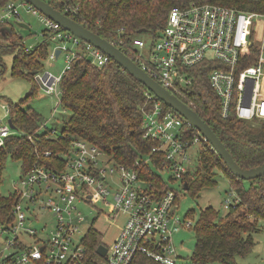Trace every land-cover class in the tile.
Wrapping results in <instances>:
<instances>
[{
  "label": "built area",
  "instance_id": "built-area-1",
  "mask_svg": "<svg viewBox=\"0 0 264 264\" xmlns=\"http://www.w3.org/2000/svg\"><path fill=\"white\" fill-rule=\"evenodd\" d=\"M20 6L40 15L47 26L44 30L50 37L59 39L48 59L57 58L55 49L60 48V54L66 57L64 68L59 74L51 70L37 73L35 79L47 93L57 95L56 106L61 105L60 81L79 54L77 50L81 45L98 67L109 64L112 57L24 0L6 2L0 8V21L7 27L20 22ZM259 22L263 26L261 32ZM252 35L260 47L259 58L256 63L241 68V58L252 44ZM69 43L74 46L69 47ZM124 45L134 52L149 74L175 94L184 93L194 84L192 69L195 66L204 61L214 63L208 77L220 98L222 116H228L235 98L238 118H264V12L193 1L187 6L171 8L153 46L144 37H135ZM147 95L149 105L143 112V135L158 142L154 147L157 157L149 156L148 160L153 165L161 164L162 171H169L170 179L179 183V189L169 185L170 188L161 191L153 181L142 177L135 165L117 164L98 145L83 138H72L67 153L58 159L61 165H47L38 160L15 181L18 201L12 208L14 218L0 224V236L5 235L0 245V264H83L85 236L80 234L85 215L79 203L97 201L110 206L111 218L124 215L123 226L108 247L107 264H134L140 254L158 264H177L179 254L173 234L181 227L191 228L194 222L190 218L181 220L174 208L178 192L186 184L185 172L192 168V148L206 138L190 136L185 117L168 108L150 91ZM2 107L6 116H10V105L3 103ZM14 133L17 130L11 127L9 119L0 123V146ZM36 133L47 138L64 136L61 130L48 127L47 122H42L35 133L28 134L32 141ZM45 155L51 156L52 151L46 150ZM234 201H240V197L231 187L225 208ZM32 205L52 213L55 221L50 228L46 223L42 227L35 226Z\"/></svg>",
  "mask_w": 264,
  "mask_h": 264
},
{
  "label": "trees",
  "instance_id": "trees-1",
  "mask_svg": "<svg viewBox=\"0 0 264 264\" xmlns=\"http://www.w3.org/2000/svg\"><path fill=\"white\" fill-rule=\"evenodd\" d=\"M8 1L0 0V8ZM48 1L114 42L138 63L140 62L124 43L128 44L133 38L142 37L145 32L159 36L157 32L165 26L169 11L174 6H187L193 1H210L246 11L264 12V0ZM7 26L0 21V63L4 64V53L20 46L19 51L11 52V73L13 76L36 81L35 75L46 69L50 53V33H44L47 38L27 50L22 39L15 34L14 26L5 28ZM142 28L146 31L139 32ZM251 38L252 44L241 58V68L258 61L260 47L256 44L254 35ZM150 41L153 46L155 39L151 38ZM77 51L79 54L60 81L61 105L65 111H70V116L61 127L63 137L47 138L36 133L35 141L29 138L28 134L35 133L44 120L36 107L24 108L21 105V102L34 93L35 82H32L31 91L20 102H9L10 118L17 133L8 136L5 144L0 146V224L14 218L12 208L18 201L14 190L8 193L1 190L8 156L20 161L21 174L27 172L38 160L47 165H61L58 159H62V154L67 153L72 138H83L98 145L117 164L135 165L142 177L153 181L161 191L170 188L161 175L162 165H153L148 160L149 156L157 157L154 147L158 142L143 135V112L149 105L147 87L113 59L109 64L98 67L88 59L82 45ZM214 66L209 61L195 66L192 69L194 84L177 95L209 122L240 165H258L264 162V118H238L234 110L235 98L228 116H222L220 98L208 77ZM164 104L173 109L165 102ZM187 124L190 136L202 135L193 125ZM46 150H51L52 155L46 156ZM195 152L198 164L185 172L187 187L184 186L183 189L197 192L204 186H212L215 170H223L229 174L234 185L232 188L236 190L240 201H234L225 212L213 206L201 209L199 218L192 226L196 231L192 260L198 264L214 261L239 264L237 257H244L251 252L256 242L254 234L264 226V176L246 180L233 175L207 140L195 145L192 153L195 155ZM101 243H104L101 233L90 227L84 239L86 257L83 264H107L105 257L97 252ZM134 264L158 262L140 254Z\"/></svg>",
  "mask_w": 264,
  "mask_h": 264
},
{
  "label": "rangeland",
  "instance_id": "rangeland-1",
  "mask_svg": "<svg viewBox=\"0 0 264 264\" xmlns=\"http://www.w3.org/2000/svg\"><path fill=\"white\" fill-rule=\"evenodd\" d=\"M17 3L21 0H16ZM19 11L21 13V22L29 25L28 27L20 26L15 21L14 30L15 34L22 39V43L26 47H33L38 45L40 42L47 38L44 34V29H46L45 23L41 20L40 15L34 14L32 11L27 10L26 6H20ZM259 30L262 31V23L259 22ZM162 30L157 33L160 34ZM46 33V30H45ZM148 42H151V38L156 39L155 34L142 33L141 35ZM59 42L58 38L50 37L49 48L56 45ZM74 46L69 43V47ZM21 47H16L14 51H19ZM14 51H8L3 54V64L0 65V123L5 122L10 116H6V110L2 107V104H10V101L20 102L26 97L27 93L32 89V82L36 83L34 93L30 95L25 101L21 102L24 108L30 106L37 107L43 117V123L47 122L48 127L57 128L61 130L64 121L70 116L69 110H64L58 102V97L55 94L47 93L36 81L29 80L25 77L12 76L11 74V62L12 53ZM134 54V52H133ZM49 58V57H48ZM46 60L45 70H51L54 74H59L66 64V57L63 53L58 59H48ZM51 60L49 63L48 61ZM262 84H264V79H262ZM197 154L195 152L192 167L198 164L196 160ZM21 164L20 161L13 159L8 156L6 160V166L3 171L4 183L1 186V190L4 193L14 190L15 184L21 174ZM216 174L214 176V183L212 186H204L201 190L194 192L193 190L181 189L178 192V198L176 206L174 208L175 213L179 216L181 220L192 219L193 222L199 218L201 209L206 206H213L215 209L225 212L227 209L224 206L225 198L228 196V190L230 187L234 186L230 177L223 170L216 169ZM162 175L170 186L175 189H179V183L177 181H172L170 179L169 171H162ZM217 183V184H216ZM248 185V184H246ZM111 199V198H110ZM26 204V201L23 202ZM32 218H34L35 226L42 227L45 223L48 228L52 226V221H55V217L48 210H43L32 205ZM79 208L85 215V220L81 227L82 237L86 236L87 231L90 227L98 230L103 238V242L109 247L112 242L119 234L123 222L124 215L120 214L115 218L110 217V206L103 203L102 201H97L93 203H79ZM255 244L251 252L244 257H237V262L239 264H264V226L260 231L254 234ZM174 243L177 247V252L179 257L177 259V264H198L192 260L193 252L196 244V231L193 227L186 228L181 227L178 232L173 234ZM5 241V235L0 236V245ZM10 249H7L9 252ZM106 260V259H105ZM208 264H223L219 261L210 262Z\"/></svg>",
  "mask_w": 264,
  "mask_h": 264
},
{
  "label": "water",
  "instance_id": "water-1",
  "mask_svg": "<svg viewBox=\"0 0 264 264\" xmlns=\"http://www.w3.org/2000/svg\"><path fill=\"white\" fill-rule=\"evenodd\" d=\"M24 1L32 4L46 16L58 22L64 29L73 32L85 41L94 44L95 46L99 47L101 50L109 54L114 61L119 63L136 79L142 82L149 91H151L159 99L165 102L168 106L179 112L183 117L186 118L189 123H191L202 133V135L210 143L212 148L224 160L226 166L233 175L246 180L264 176V162L251 167H244L240 165L234 158L230 150L227 148L225 143L216 133V131L209 124V122L204 119L195 108L181 99L177 94L173 93L170 89L162 85L156 78L149 74L132 56L122 50L114 42L106 39L97 32L85 26L83 23L75 20L48 0ZM18 24L24 27L29 26L21 21ZM143 31H146V29H139V32ZM60 50V48H57L56 53L58 54ZM88 59L91 60V57H88ZM9 123L11 127L15 128L12 118H9ZM185 187H187V183L185 184ZM107 250L108 246L104 243H101L97 248V252L104 257L107 254Z\"/></svg>",
  "mask_w": 264,
  "mask_h": 264
},
{
  "label": "crops",
  "instance_id": "crops-1",
  "mask_svg": "<svg viewBox=\"0 0 264 264\" xmlns=\"http://www.w3.org/2000/svg\"><path fill=\"white\" fill-rule=\"evenodd\" d=\"M8 40V39H7ZM55 48V45L54 46H52L51 48H50V51L51 50H53ZM57 49V48H56ZM55 49V50H56ZM60 55H62V54H60V52L57 54V58L56 59H58L59 57H60ZM2 60H3V55H2ZM12 60H13V54H12ZM4 62V61H3ZM49 63L51 62V60H49L48 61ZM0 65H1V63H0ZM4 66H5V63L3 64ZM11 65H12V62H11ZM12 74V73H11ZM13 76V75H12ZM263 79H264V77H263ZM38 83V82H37ZM39 84V83H38ZM40 85V84H39ZM41 86V85H40ZM42 87V86H41ZM43 88V87H42ZM262 94L264 95V84H262ZM37 108V107H36ZM38 109V108H37ZM39 110V109H38ZM40 111V110H39ZM41 112V111H40ZM231 188V187H230Z\"/></svg>",
  "mask_w": 264,
  "mask_h": 264
}]
</instances>
